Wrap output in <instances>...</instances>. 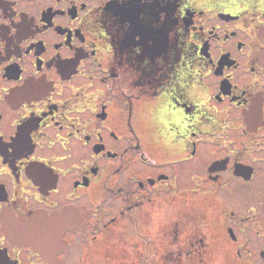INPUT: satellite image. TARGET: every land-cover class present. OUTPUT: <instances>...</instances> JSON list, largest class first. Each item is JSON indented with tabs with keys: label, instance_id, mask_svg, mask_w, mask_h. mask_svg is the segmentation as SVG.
Listing matches in <instances>:
<instances>
[{
	"label": "flooded vegetation",
	"instance_id": "af4514ba",
	"mask_svg": "<svg viewBox=\"0 0 264 264\" xmlns=\"http://www.w3.org/2000/svg\"><path fill=\"white\" fill-rule=\"evenodd\" d=\"M173 196L264 264V0H0V264H89Z\"/></svg>",
	"mask_w": 264,
	"mask_h": 264
},
{
	"label": "rangeland",
	"instance_id": "374dc122",
	"mask_svg": "<svg viewBox=\"0 0 264 264\" xmlns=\"http://www.w3.org/2000/svg\"><path fill=\"white\" fill-rule=\"evenodd\" d=\"M182 81L183 75L179 70L172 79L171 85L173 88L178 87ZM149 148L157 149L152 143ZM202 204V199L196 198V201L188 204L193 208H186L182 211L178 205V199L173 196L168 201L160 198L150 206H140L141 209L136 210L138 212L122 217L123 222L131 219L132 222L123 223L115 231H107V239L102 246V252L92 254L89 259L87 258L89 264H120L119 261L121 262L122 259L125 260V264L127 262L131 264H183L184 262L179 257L180 250L185 249L181 239L187 241L189 236L192 238L197 236L199 239L200 235L202 238L201 252L207 261L203 264H232L229 256H236V250L224 252L219 244L212 242L205 234L210 232L209 223L216 215L204 207L198 211V206ZM125 225L127 227H124ZM222 235L219 236L222 237ZM200 245H197L199 250Z\"/></svg>",
	"mask_w": 264,
	"mask_h": 264
},
{
	"label": "bare ground",
	"instance_id": "6f19581e",
	"mask_svg": "<svg viewBox=\"0 0 264 264\" xmlns=\"http://www.w3.org/2000/svg\"><path fill=\"white\" fill-rule=\"evenodd\" d=\"M127 264H131V263L127 262Z\"/></svg>",
	"mask_w": 264,
	"mask_h": 264
}]
</instances>
